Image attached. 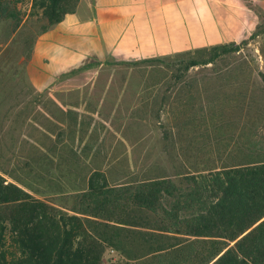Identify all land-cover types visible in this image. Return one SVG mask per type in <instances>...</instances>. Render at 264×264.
<instances>
[{"label":"trees","instance_id":"1","mask_svg":"<svg viewBox=\"0 0 264 264\" xmlns=\"http://www.w3.org/2000/svg\"><path fill=\"white\" fill-rule=\"evenodd\" d=\"M80 1L0 0V63L24 39L29 59L38 35ZM206 50L213 55L196 56ZM239 50L180 55H192L190 68ZM225 145L139 180L111 184L94 171L70 203L40 198L0 170V264H264V144Z\"/></svg>","mask_w":264,"mask_h":264},{"label":"rangeland","instance_id":"2","mask_svg":"<svg viewBox=\"0 0 264 264\" xmlns=\"http://www.w3.org/2000/svg\"><path fill=\"white\" fill-rule=\"evenodd\" d=\"M246 7L251 25L248 37L235 43L240 51L216 54L213 65L192 66L190 73L186 63L192 55L132 65L107 63L89 68L79 82L69 75L58 82V89L40 93L25 73L31 40H19L13 58L5 56L0 63V170L40 198L70 203L67 196L87 187L94 169L103 170L109 183L116 184L142 179L154 169L174 168V161L180 167L184 159L193 162L197 157L193 151L180 157L173 150L159 149L122 155L114 139H109L115 132L191 136L204 134L209 125L216 138L225 139H217L215 146L200 154L229 151L223 146L229 139L263 146L264 3L247 0ZM34 26L37 30L40 24ZM212 55L208 50L196 54ZM149 68L172 73L162 84L145 85L138 99L125 108L99 109L98 100L92 98L82 109L78 125L79 111L74 109L77 103L70 102V86L83 82L87 93L96 96L93 82L101 85L111 70ZM94 69H100V74L94 75ZM179 74L186 84H178Z\"/></svg>","mask_w":264,"mask_h":264},{"label":"crops","instance_id":"3","mask_svg":"<svg viewBox=\"0 0 264 264\" xmlns=\"http://www.w3.org/2000/svg\"><path fill=\"white\" fill-rule=\"evenodd\" d=\"M246 1L81 0L75 12H68L62 21L38 35L25 73L34 90L42 93L58 89V82L69 75L71 80L79 82L95 65L141 64L184 52L196 54L199 50L219 44L239 43L248 37L251 25ZM248 1L264 3V0ZM216 59L199 65H213ZM191 71V68L188 69V73ZM100 72V69L92 71L94 75ZM195 72L200 70L195 68ZM171 73L158 68L111 70L105 74L107 80H102L101 85L95 86L96 81L93 82L91 88L95 87L96 96L87 93L88 87L83 82L70 86V102L77 103L74 109L79 111L78 125L83 118L82 109L92 98L93 101L98 100L99 109L125 108L138 99L145 85L162 84ZM176 77L179 85L186 84V79L181 80V74ZM205 126L204 134L191 136L180 133L168 136L115 132L114 138L109 139H114L115 149L122 155H138L142 151L159 149L173 150L174 155L181 157L193 151V155L197 156L194 163L202 161V158H198L202 155L216 156L214 151L204 154L199 151L215 146L217 139H225L220 135V138H216L217 135L211 132L212 128ZM103 137L101 135L98 140H103ZM227 141L223 144L225 149L229 148L225 145ZM96 147L93 146V149Z\"/></svg>","mask_w":264,"mask_h":264}]
</instances>
